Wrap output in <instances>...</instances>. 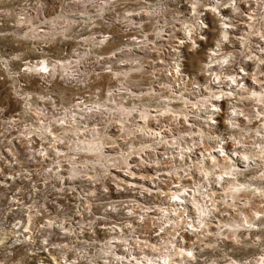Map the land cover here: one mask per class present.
Returning <instances> with one entry per match:
<instances>
[{"label": "clouds", "instance_id": "9594fccd", "mask_svg": "<svg viewBox=\"0 0 264 264\" xmlns=\"http://www.w3.org/2000/svg\"><path fill=\"white\" fill-rule=\"evenodd\" d=\"M0 264H264V0H0Z\"/></svg>", "mask_w": 264, "mask_h": 264}]
</instances>
